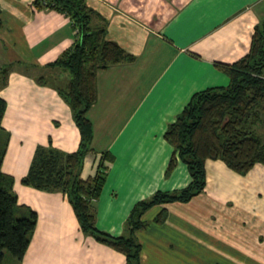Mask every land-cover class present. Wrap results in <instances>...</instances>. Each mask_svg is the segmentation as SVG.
<instances>
[{
  "label": "crops",
  "instance_id": "obj_1",
  "mask_svg": "<svg viewBox=\"0 0 264 264\" xmlns=\"http://www.w3.org/2000/svg\"><path fill=\"white\" fill-rule=\"evenodd\" d=\"M32 2L0 0V65L10 67L0 89L7 103L1 128L10 136L1 170L14 182H21L38 145L51 142L72 152L80 140L59 93L70 75L47 66L78 35L68 14L36 9ZM85 2L98 13L92 26L106 24V39L134 56L97 71V99L88 111L94 151L81 169L82 178L92 176L99 155L112 156L94 204L95 220L101 230L121 235L135 203L189 183L180 160L165 175L172 148L163 133L194 92L228 84L215 63H232L248 51L254 26L264 17V0ZM205 175L204 191L190 201L145 211L148 224L135 231L141 264H264V164L240 175L208 159ZM23 188L39 201L28 203L16 193L19 203L37 213L21 264H125L124 254L83 234L62 193ZM164 208L165 221L153 222Z\"/></svg>",
  "mask_w": 264,
  "mask_h": 264
},
{
  "label": "trees",
  "instance_id": "obj_2",
  "mask_svg": "<svg viewBox=\"0 0 264 264\" xmlns=\"http://www.w3.org/2000/svg\"><path fill=\"white\" fill-rule=\"evenodd\" d=\"M32 5L36 9L53 8L68 14L77 30L75 44L47 66L64 68L70 75L59 93L71 109L80 140L72 152L62 151L51 142L46 146L38 145L27 174L20 181L37 190L66 196L83 234L124 254L125 264H141V243L135 231L147 226L148 222L142 218L146 210L158 204L188 202L204 191L206 160L219 159L240 175L247 174L256 164H264V142L259 135V129L264 126L262 17L254 26L248 51L241 58L232 63H215L228 77V84L194 92L163 133L172 148L165 175L180 160L187 167L189 183L171 191L157 190L135 203L125 219L124 234L112 235L98 228L94 204L105 184V164L112 156L102 152L94 175L81 177L84 158L94 151L93 124L88 111L97 99V71L132 61L134 56L106 39V24L92 26V18L98 13L85 0H33ZM9 71L8 65H0V89L7 84ZM6 106V101L0 97V138L4 132L1 119ZM5 147L6 142L0 140V264L5 250L21 262L37 224V213L18 202L12 190L14 178L1 170ZM167 214V210L162 209L153 222L163 223Z\"/></svg>",
  "mask_w": 264,
  "mask_h": 264
},
{
  "label": "rangeland",
  "instance_id": "obj_3",
  "mask_svg": "<svg viewBox=\"0 0 264 264\" xmlns=\"http://www.w3.org/2000/svg\"><path fill=\"white\" fill-rule=\"evenodd\" d=\"M64 75H68V73L66 72V74H64ZM61 77H63V76H61ZM59 82L61 83V78H59ZM259 135H261V139L264 142V126L259 129ZM9 137H10L9 133L5 131L2 133V138H0V140H2L3 142H6L5 152L7 149ZM27 171L28 170L24 171L25 173L23 174V176L25 174H27ZM15 176H16L15 178H19L17 176V174ZM23 187H25V185H23L21 182L16 181L12 185V190L14 193L19 194L20 200H25L31 204L37 203L39 201L38 195L30 193L29 191L25 190V188H23ZM67 203H69V202H67ZM2 264H21V262H18V260L15 259L10 252L5 250Z\"/></svg>",
  "mask_w": 264,
  "mask_h": 264
},
{
  "label": "built area",
  "instance_id": "obj_4",
  "mask_svg": "<svg viewBox=\"0 0 264 264\" xmlns=\"http://www.w3.org/2000/svg\"><path fill=\"white\" fill-rule=\"evenodd\" d=\"M75 32H77V30L75 29Z\"/></svg>",
  "mask_w": 264,
  "mask_h": 264
}]
</instances>
